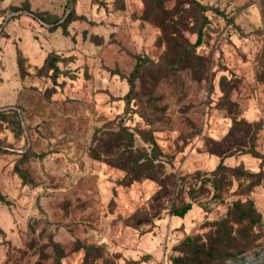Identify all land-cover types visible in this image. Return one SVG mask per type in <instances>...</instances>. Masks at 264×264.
Listing matches in <instances>:
<instances>
[{
  "label": "rangeland",
  "instance_id": "rangeland-1",
  "mask_svg": "<svg viewBox=\"0 0 264 264\" xmlns=\"http://www.w3.org/2000/svg\"><path fill=\"white\" fill-rule=\"evenodd\" d=\"M262 251L264 0H0V264Z\"/></svg>",
  "mask_w": 264,
  "mask_h": 264
},
{
  "label": "trees",
  "instance_id": "trees-1",
  "mask_svg": "<svg viewBox=\"0 0 264 264\" xmlns=\"http://www.w3.org/2000/svg\"><path fill=\"white\" fill-rule=\"evenodd\" d=\"M188 209H190V205H185L180 209L173 210V212L178 216H182Z\"/></svg>",
  "mask_w": 264,
  "mask_h": 264
},
{
  "label": "water",
  "instance_id": "water-1",
  "mask_svg": "<svg viewBox=\"0 0 264 264\" xmlns=\"http://www.w3.org/2000/svg\"><path fill=\"white\" fill-rule=\"evenodd\" d=\"M264 256V251L260 252L258 255L253 256L251 258H245V262L243 264H248L250 261H254Z\"/></svg>",
  "mask_w": 264,
  "mask_h": 264
},
{
  "label": "built area",
  "instance_id": "built-area-1",
  "mask_svg": "<svg viewBox=\"0 0 264 264\" xmlns=\"http://www.w3.org/2000/svg\"><path fill=\"white\" fill-rule=\"evenodd\" d=\"M245 258H251V257H243V258L235 259L233 261H229L224 264H243L245 262Z\"/></svg>",
  "mask_w": 264,
  "mask_h": 264
}]
</instances>
